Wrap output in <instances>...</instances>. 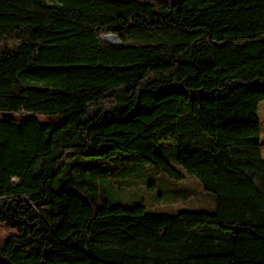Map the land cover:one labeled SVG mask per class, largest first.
Wrapping results in <instances>:
<instances>
[{"label":"trees","instance_id":"trees-1","mask_svg":"<svg viewBox=\"0 0 264 264\" xmlns=\"http://www.w3.org/2000/svg\"><path fill=\"white\" fill-rule=\"evenodd\" d=\"M263 100L264 0H0V264H264ZM146 164L216 211L89 188Z\"/></svg>","mask_w":264,"mask_h":264},{"label":"rangeland","instance_id":"rangeland-1","mask_svg":"<svg viewBox=\"0 0 264 264\" xmlns=\"http://www.w3.org/2000/svg\"><path fill=\"white\" fill-rule=\"evenodd\" d=\"M105 35L101 36L105 41ZM108 35V34H107ZM264 102L261 101L260 104ZM263 122L262 143L264 156V106L258 111ZM156 150L171 162H176L177 145L172 141L156 144ZM90 189L98 200H110L126 207L144 204L149 210L159 213L178 214L182 211H208L217 209L216 197L206 190L200 180L186 172V178L176 180L159 172L153 165H139L132 174L111 179L100 176L90 182ZM83 190V196L91 199L90 193ZM17 230L0 224V244L4 245Z\"/></svg>","mask_w":264,"mask_h":264},{"label":"bare ground","instance_id":"bare-ground-1","mask_svg":"<svg viewBox=\"0 0 264 264\" xmlns=\"http://www.w3.org/2000/svg\"><path fill=\"white\" fill-rule=\"evenodd\" d=\"M104 38H105V40H106L107 42H110V43H114V42L117 41V37H116L115 35H113V34L105 35Z\"/></svg>","mask_w":264,"mask_h":264},{"label":"water","instance_id":"water-1","mask_svg":"<svg viewBox=\"0 0 264 264\" xmlns=\"http://www.w3.org/2000/svg\"><path fill=\"white\" fill-rule=\"evenodd\" d=\"M109 34H112V33H109ZM114 35H115V34H114ZM115 36L117 37V41L114 42V43H112V44L120 43L121 40H120L119 36H117V35H115ZM105 41H106V40H105ZM106 42H107V41H106ZM108 43H110V42H108Z\"/></svg>","mask_w":264,"mask_h":264}]
</instances>
